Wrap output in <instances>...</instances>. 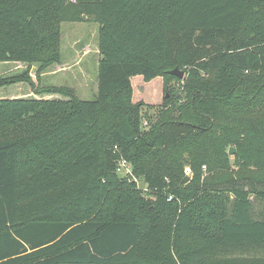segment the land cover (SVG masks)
<instances>
[{
	"label": "trees",
	"instance_id": "16d2710c",
	"mask_svg": "<svg viewBox=\"0 0 264 264\" xmlns=\"http://www.w3.org/2000/svg\"><path fill=\"white\" fill-rule=\"evenodd\" d=\"M63 23L98 25L92 100L41 84ZM0 63L62 96L0 99V264H264V0H0ZM175 68L152 122L132 78Z\"/></svg>",
	"mask_w": 264,
	"mask_h": 264
},
{
	"label": "rangeland",
	"instance_id": "374dc122",
	"mask_svg": "<svg viewBox=\"0 0 264 264\" xmlns=\"http://www.w3.org/2000/svg\"><path fill=\"white\" fill-rule=\"evenodd\" d=\"M61 54V63L43 72L41 84L44 86H68L75 90L81 100H92L98 89V25L95 23H63ZM26 70H29L30 76L36 81L38 66L29 69L28 65L23 63H0V78L14 76ZM185 78L186 73L180 80L178 77L175 79L157 77L151 81H145L143 77L136 76L132 78L133 102L142 103L144 105L142 113L153 122V119L160 114L165 100L183 88ZM3 98L53 100L62 99V96H36L32 93L29 85L18 84L1 88L0 99ZM142 123L143 128L151 125L148 118H145ZM261 256L262 253H252L241 255L238 258L260 259Z\"/></svg>",
	"mask_w": 264,
	"mask_h": 264
},
{
	"label": "built area",
	"instance_id": "2783aa9c",
	"mask_svg": "<svg viewBox=\"0 0 264 264\" xmlns=\"http://www.w3.org/2000/svg\"><path fill=\"white\" fill-rule=\"evenodd\" d=\"M205 170L206 167H203ZM117 173L121 174L125 178H130L129 180H135L137 183L138 181L136 178L133 176L132 173V166L129 164L125 159H121L117 165ZM185 174L186 176L190 177L192 175V171L189 167L185 169ZM169 200H172V196L169 197Z\"/></svg>",
	"mask_w": 264,
	"mask_h": 264
},
{
	"label": "water",
	"instance_id": "95a60500",
	"mask_svg": "<svg viewBox=\"0 0 264 264\" xmlns=\"http://www.w3.org/2000/svg\"><path fill=\"white\" fill-rule=\"evenodd\" d=\"M169 73H170L172 76L178 77L179 79H183L184 76H185V72L182 71V70H180L179 68H175L174 70L170 71ZM235 153H236L235 148H231V149L229 150V154H230V155H233V154H235Z\"/></svg>",
	"mask_w": 264,
	"mask_h": 264
}]
</instances>
